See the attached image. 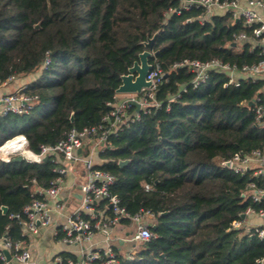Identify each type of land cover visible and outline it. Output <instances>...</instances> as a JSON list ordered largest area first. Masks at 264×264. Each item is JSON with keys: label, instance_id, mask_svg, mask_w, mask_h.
<instances>
[{"label": "trees", "instance_id": "1", "mask_svg": "<svg viewBox=\"0 0 264 264\" xmlns=\"http://www.w3.org/2000/svg\"><path fill=\"white\" fill-rule=\"evenodd\" d=\"M178 6L177 0H0V87L11 76L39 72L23 91L37 96L28 112L0 111V147L23 136L38 153L71 129L100 124L121 77L157 34L156 55L148 62L157 63L165 77L149 101L159 106L141 110L98 153L101 161L94 166L114 177L111 194L128 214L143 210L155 216L153 237L138 243L132 258L117 241L113 264H256L264 258V238L247 226H232L247 208H256L243 197L249 176L223 163L264 145V124L255 122L248 105L263 81H230L211 70L194 86V74L176 65L192 60L255 65L264 59L261 46L233 43L241 33L251 37L257 25L247 26L229 11L204 23L200 9L164 17ZM54 166L51 158L0 159V207H7L5 215L0 210V237L23 239L19 221L10 216L30 202L35 187L50 186ZM119 224L121 237L133 229L125 218ZM59 256L77 259L69 252Z\"/></svg>", "mask_w": 264, "mask_h": 264}, {"label": "built area", "instance_id": "2", "mask_svg": "<svg viewBox=\"0 0 264 264\" xmlns=\"http://www.w3.org/2000/svg\"><path fill=\"white\" fill-rule=\"evenodd\" d=\"M178 8L170 9L164 13V17L171 14H180L181 11L200 9V22L204 23L212 15L230 12L232 17L241 19L243 24L257 26L252 30V36L248 37L241 33L235 38V44H242L250 40L254 45H260L264 53V14L259 13L264 10V0H177ZM50 59L46 57L43 66H47ZM177 67L185 66L194 74L191 83L197 86L204 82L209 71H217L226 74L230 81L237 78H249L252 81L262 80L263 87L260 93L255 96L253 102V113L255 122L264 124V59L252 66H231L219 60L200 62L198 60L184 61ZM164 75L157 63L151 65V69L146 77L150 81L151 87L141 92V94L123 95V98L111 104V109L106 113L101 123L84 128L81 131L71 129L65 138L61 139L53 146L41 145L38 153H34L28 148L25 137L18 136L0 147V159L9 161L13 157L20 155L27 162H42L43 158H51L54 163L53 172L55 179L47 188L35 187L31 191V200L17 214L11 215L19 221L21 236L26 233L37 236L40 229L54 226V235L65 245L78 246L80 257L76 260L71 258L63 259L57 256L54 264H113L115 262V252L111 245L112 240H117L121 244L133 242L134 246L127 253L128 258L135 254V245L144 243L153 237L150 227L155 221L152 212L140 210L135 215L128 214L121 206L117 196L112 195L110 188L115 179L109 173L94 168L95 156L112 146L111 138L115 137L123 129L129 127L131 122L138 118L139 112L146 108L155 109L159 106L156 102H150L153 98V91L162 83ZM14 79L9 77L2 86ZM26 85L15 92L4 94L0 99V111L3 115L7 113L22 114L28 112L37 96L27 95L23 91ZM132 102L139 104L140 111L131 112ZM136 109V108H135ZM147 111V110H146ZM86 144V148H84ZM7 145H16L11 150H6ZM80 149V153L77 150ZM28 153V154H27ZM229 162V168L235 174L248 175L249 182L245 187L243 197L249 200L256 208L249 207L244 212L245 218L241 221H234L233 228L243 225L249 215H255L261 223L258 226L248 227L252 234L259 239L264 238V145L253 150L249 154L235 153ZM81 164L87 174V178L82 182L76 194L79 205L70 212L67 211L66 199L62 198V192L66 188V177L70 169ZM150 187L145 185V190ZM125 218L133 226L134 230L127 232L125 237H116L112 234L119 225L121 219ZM104 237L106 247L101 250L92 249L93 237L95 233ZM3 248L7 249L11 255V261L0 251V261L2 264H27L30 259V252L24 247L22 240L13 242L6 236L0 237ZM256 264H264V258L256 261Z\"/></svg>", "mask_w": 264, "mask_h": 264}, {"label": "crops", "instance_id": "3", "mask_svg": "<svg viewBox=\"0 0 264 264\" xmlns=\"http://www.w3.org/2000/svg\"><path fill=\"white\" fill-rule=\"evenodd\" d=\"M259 13L264 14V10H260ZM38 75L39 72L26 76L24 78L14 77L12 81L0 87V99L4 94L15 92L22 86L28 85L29 83L34 81L38 77ZM116 98L117 100H120L123 98V95L116 94ZM86 178V171L81 164H78L77 166L70 169V172L65 180L66 188L61 194L62 198L66 199L68 212H70L71 210H73V208L76 207L75 205L78 200V197H72V194H76L79 185L84 182ZM117 230L118 229L116 228L113 233H115V231ZM114 236L121 237L117 234H115ZM22 237L24 247L28 249L31 255L27 264H41L42 262L43 264H54V259L59 256L61 252H69L76 256V258H79L81 255L80 248L78 246L65 245L59 241L58 237H55L54 226L40 229L39 234L37 236H31L26 233ZM118 243L120 247L123 245L120 242ZM111 245L112 247H114V244H112V242ZM92 247V249L96 250H101L106 247L104 237L101 234L97 232L94 234ZM3 249V244L2 242H0V251H2ZM11 264L17 263L12 262Z\"/></svg>", "mask_w": 264, "mask_h": 264}, {"label": "water", "instance_id": "4", "mask_svg": "<svg viewBox=\"0 0 264 264\" xmlns=\"http://www.w3.org/2000/svg\"><path fill=\"white\" fill-rule=\"evenodd\" d=\"M35 28H39V24L35 26ZM157 34H155L151 39H149L147 42L144 43L145 50L139 54L138 61H136L131 68H129L128 73L126 75H123L121 77V84L116 89V94H122V95H129V94H141L142 91L149 89L151 87L150 81L146 80V77L148 75V72L151 69V64L148 62V59L151 56H155L156 52H153V43L156 39ZM235 45V43H233ZM165 77V76H164ZM134 107L137 111H140L139 104L132 102ZM249 106L253 105V102L250 101L248 103ZM70 121H73V115L70 116ZM80 149L77 150L78 153H80ZM48 158H43V161H47ZM12 161H18L22 162L24 159L17 155L12 158ZM127 161H119V165L122 166L126 164ZM223 166L226 168H229V162L225 161L223 163ZM0 210L3 215L7 213V207L1 206ZM241 219L244 220L245 215H240ZM2 253L6 257L7 261H11V255L7 249H3ZM43 264V262L41 263Z\"/></svg>", "mask_w": 264, "mask_h": 264}, {"label": "rangeland", "instance_id": "5", "mask_svg": "<svg viewBox=\"0 0 264 264\" xmlns=\"http://www.w3.org/2000/svg\"><path fill=\"white\" fill-rule=\"evenodd\" d=\"M84 148H86V144H84ZM94 160H95V162H100L101 161V159L99 158V156L98 155H96L95 156V158H94ZM75 189V188H74ZM77 189V188H76ZM77 205H79V201L77 200V202H76V205L75 206H77ZM261 223V221L255 216V215H249L246 219H245V221L243 222V225L244 226H247V227H253V226H258L259 224ZM119 226H120V228H119ZM133 226V225H132ZM116 228L118 229L117 231H115V233H113L112 234V237L115 235V234H117V235H119V236H122V234H123V227L119 224V225H117L116 226ZM122 230V231H121ZM131 230H134V226H133V229H131ZM122 232V233H121ZM112 242V244H114V245H117V241H111ZM133 246H134V243L133 242H126V243H124L120 248H122V250L123 251H125L126 253H128V252H130V250L133 248ZM135 248H137L136 246H135Z\"/></svg>", "mask_w": 264, "mask_h": 264}, {"label": "bare ground", "instance_id": "6", "mask_svg": "<svg viewBox=\"0 0 264 264\" xmlns=\"http://www.w3.org/2000/svg\"><path fill=\"white\" fill-rule=\"evenodd\" d=\"M16 145H7L5 147L6 150H11L13 147H15ZM28 154V153H27Z\"/></svg>", "mask_w": 264, "mask_h": 264}]
</instances>
